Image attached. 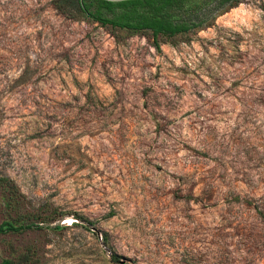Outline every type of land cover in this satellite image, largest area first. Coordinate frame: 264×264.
Masks as SVG:
<instances>
[{"label": "rangeland", "instance_id": "obj_1", "mask_svg": "<svg viewBox=\"0 0 264 264\" xmlns=\"http://www.w3.org/2000/svg\"><path fill=\"white\" fill-rule=\"evenodd\" d=\"M262 6L153 37L0 0V262L264 264Z\"/></svg>", "mask_w": 264, "mask_h": 264}, {"label": "trees", "instance_id": "obj_2", "mask_svg": "<svg viewBox=\"0 0 264 264\" xmlns=\"http://www.w3.org/2000/svg\"><path fill=\"white\" fill-rule=\"evenodd\" d=\"M236 1L238 0H77V4L81 11L100 25L149 30L153 37H170L202 25L209 11H221ZM261 9L264 12V6ZM0 185L7 193V206L16 207L22 194L15 184L9 178L0 176ZM79 218L86 225L90 224L87 218ZM26 227L29 226L4 220L0 222V234L21 231ZM0 264H12V261L4 259Z\"/></svg>", "mask_w": 264, "mask_h": 264}, {"label": "water", "instance_id": "obj_3", "mask_svg": "<svg viewBox=\"0 0 264 264\" xmlns=\"http://www.w3.org/2000/svg\"><path fill=\"white\" fill-rule=\"evenodd\" d=\"M108 1H120V0H108Z\"/></svg>", "mask_w": 264, "mask_h": 264}]
</instances>
